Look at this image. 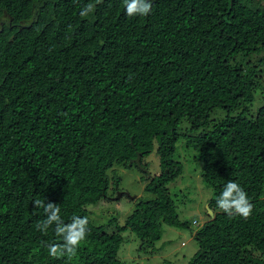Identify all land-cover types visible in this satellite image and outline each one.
I'll list each match as a JSON object with an SVG mask.
<instances>
[{"label":"trees","instance_id":"16d2710c","mask_svg":"<svg viewBox=\"0 0 264 264\" xmlns=\"http://www.w3.org/2000/svg\"><path fill=\"white\" fill-rule=\"evenodd\" d=\"M88 3L0 0V264H139L119 257L124 232L154 252L161 225L180 223L167 185L183 172L174 153L184 118L210 127L187 140L214 212L188 264H264V104L250 114L258 90L264 98V0H153L144 17L103 0L81 17ZM216 109L226 116L212 118ZM155 142L152 175L143 158ZM139 152L154 198L137 200L124 223L95 225L108 170L138 165ZM229 180L253 204L247 219L216 206ZM37 199L59 205L65 223L88 217L72 259L49 255L63 241L55 225L37 230Z\"/></svg>","mask_w":264,"mask_h":264},{"label":"rangeland","instance_id":"374dc122","mask_svg":"<svg viewBox=\"0 0 264 264\" xmlns=\"http://www.w3.org/2000/svg\"><path fill=\"white\" fill-rule=\"evenodd\" d=\"M262 104H264L262 90H258L250 114L252 116L256 114ZM226 114L225 110L216 109L211 117L219 120ZM209 128H193L187 118L179 123L177 129L181 137L176 145L174 159L182 162L183 172L167 186L176 203L180 223L161 225L160 238L155 243L154 252L141 250V240L130 230L125 231L124 242L119 250V257L123 261L139 264H188L198 251L199 244L195 232L209 220L208 205L209 199L213 196V189L204 180L199 152L188 142L187 137L190 139ZM157 147L158 144L155 142L153 151L143 158V163L148 164L147 168L152 175L160 170ZM108 176L110 187L107 199L103 204L90 206V216L95 225L107 224L113 218L124 223L135 208L137 200L147 201L154 198L152 193L145 190L147 181L143 178L146 177V173L139 165L127 167L115 164L108 170ZM119 192H122V196L117 198Z\"/></svg>","mask_w":264,"mask_h":264},{"label":"clouds","instance_id":"9594fccd","mask_svg":"<svg viewBox=\"0 0 264 264\" xmlns=\"http://www.w3.org/2000/svg\"><path fill=\"white\" fill-rule=\"evenodd\" d=\"M103 0H96V4ZM96 4L88 3L80 11L81 17H87L94 12ZM127 16H147L152 11L153 0H123ZM34 208H42L46 214V219L38 222L37 230L47 234L50 227L55 225V233L62 238L60 244L48 245V253L53 258H62L67 256L72 259L86 240L88 235L89 219L87 216H73L70 223H65L60 215V206L54 203L45 204L44 200H34ZM216 206L229 217L240 216L247 219L253 211V204L246 191L235 181L229 180L223 188L222 193L216 200Z\"/></svg>","mask_w":264,"mask_h":264},{"label":"water","instance_id":"95a60500","mask_svg":"<svg viewBox=\"0 0 264 264\" xmlns=\"http://www.w3.org/2000/svg\"><path fill=\"white\" fill-rule=\"evenodd\" d=\"M141 156H142V153L139 152L138 155H137V157H135L131 162H135V163H137L139 166L142 167V165H141V163H140V161H141ZM144 170H145L146 172H148V169H147V168H144ZM121 196H122V192H119L117 198H120ZM208 213H209L210 216H214V212H213L212 209L209 207V205H208Z\"/></svg>","mask_w":264,"mask_h":264}]
</instances>
